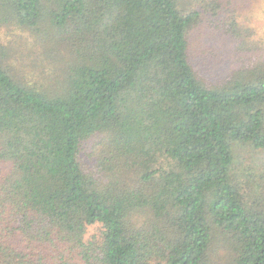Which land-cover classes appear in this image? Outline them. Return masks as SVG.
Wrapping results in <instances>:
<instances>
[{
	"label": "trees",
	"instance_id": "1",
	"mask_svg": "<svg viewBox=\"0 0 264 264\" xmlns=\"http://www.w3.org/2000/svg\"><path fill=\"white\" fill-rule=\"evenodd\" d=\"M202 16L0 0V264H264V47L204 80Z\"/></svg>",
	"mask_w": 264,
	"mask_h": 264
},
{
	"label": "rangeland",
	"instance_id": "2",
	"mask_svg": "<svg viewBox=\"0 0 264 264\" xmlns=\"http://www.w3.org/2000/svg\"><path fill=\"white\" fill-rule=\"evenodd\" d=\"M183 7H196L203 15L189 31V56L204 80L220 81L256 54L257 48L264 47V0H183ZM3 31L4 43L18 39L15 29ZM19 36L22 43L15 47L25 51L32 39L20 31Z\"/></svg>",
	"mask_w": 264,
	"mask_h": 264
}]
</instances>
